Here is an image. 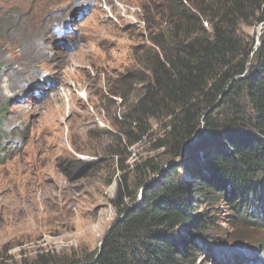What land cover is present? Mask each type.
Masks as SVG:
<instances>
[{
	"label": "rangeland",
	"instance_id": "rangeland-1",
	"mask_svg": "<svg viewBox=\"0 0 264 264\" xmlns=\"http://www.w3.org/2000/svg\"><path fill=\"white\" fill-rule=\"evenodd\" d=\"M43 1L0 0V264L94 253L118 218V162L129 166L138 202L133 165L162 153L149 136L124 152L114 137L125 102L111 93L129 85L139 52L161 32L166 1L51 0L38 13ZM84 5L87 15L72 20ZM244 30L259 46L264 27ZM211 215L218 254L202 253L197 264H264V229L222 204Z\"/></svg>",
	"mask_w": 264,
	"mask_h": 264
},
{
	"label": "trees",
	"instance_id": "trees-1",
	"mask_svg": "<svg viewBox=\"0 0 264 264\" xmlns=\"http://www.w3.org/2000/svg\"><path fill=\"white\" fill-rule=\"evenodd\" d=\"M165 1L130 86L111 93L125 102L114 137L124 152L148 136L162 151L133 165L138 202L120 161L118 218L101 248L78 260L41 253L33 264H197L218 254L211 212L220 204L264 229V32L255 49L244 30L264 25V0ZM4 137L0 129V164Z\"/></svg>",
	"mask_w": 264,
	"mask_h": 264
},
{
	"label": "water",
	"instance_id": "water-1",
	"mask_svg": "<svg viewBox=\"0 0 264 264\" xmlns=\"http://www.w3.org/2000/svg\"><path fill=\"white\" fill-rule=\"evenodd\" d=\"M84 17L82 16L81 17V19H83ZM262 27H264V25H262ZM261 29H263V28H261ZM257 40H259V38H257ZM258 44H259V42H258ZM255 49H257V46H256V48ZM198 140V136L191 142V143H189V145H192V144H194L196 141ZM188 145V146H189ZM150 183V182H149ZM143 189H141V191H142ZM133 206V205H132ZM112 228V225L109 227V229H108V232H109V230ZM108 233H106V235H107ZM105 235V236H106ZM105 238V237H104ZM104 238L101 240V242H100V244H99V248H101V246H102V244H103V242H104Z\"/></svg>",
	"mask_w": 264,
	"mask_h": 264
}]
</instances>
